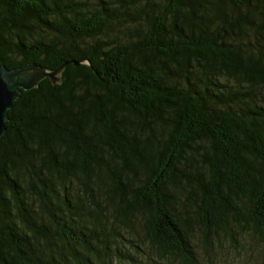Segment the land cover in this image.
<instances>
[{"label":"trees","instance_id":"1","mask_svg":"<svg viewBox=\"0 0 264 264\" xmlns=\"http://www.w3.org/2000/svg\"><path fill=\"white\" fill-rule=\"evenodd\" d=\"M20 89L0 137V264H198L264 243V0H0Z\"/></svg>","mask_w":264,"mask_h":264},{"label":"rangeland","instance_id":"2","mask_svg":"<svg viewBox=\"0 0 264 264\" xmlns=\"http://www.w3.org/2000/svg\"><path fill=\"white\" fill-rule=\"evenodd\" d=\"M198 264H264V243L250 235L236 234L235 239L224 237L220 242L214 241L207 251L204 250L201 237L197 233ZM134 254L136 261L128 264H180L170 258H161L148 245Z\"/></svg>","mask_w":264,"mask_h":264},{"label":"water","instance_id":"3","mask_svg":"<svg viewBox=\"0 0 264 264\" xmlns=\"http://www.w3.org/2000/svg\"><path fill=\"white\" fill-rule=\"evenodd\" d=\"M65 65L55 71L35 64H26L18 69L0 65V137L6 133L8 111L19 97L20 89L30 90L37 87L45 77H49L54 83L58 82L60 77L57 75Z\"/></svg>","mask_w":264,"mask_h":264}]
</instances>
